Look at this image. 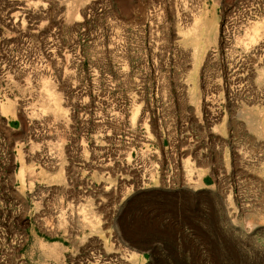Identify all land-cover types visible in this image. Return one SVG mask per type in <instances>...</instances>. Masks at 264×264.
<instances>
[{"label": "rangeland", "instance_id": "374dc122", "mask_svg": "<svg viewBox=\"0 0 264 264\" xmlns=\"http://www.w3.org/2000/svg\"><path fill=\"white\" fill-rule=\"evenodd\" d=\"M248 28L264 0H0V264H264Z\"/></svg>", "mask_w": 264, "mask_h": 264}, {"label": "bare ground", "instance_id": "6f19581e", "mask_svg": "<svg viewBox=\"0 0 264 264\" xmlns=\"http://www.w3.org/2000/svg\"><path fill=\"white\" fill-rule=\"evenodd\" d=\"M249 29V28H248ZM185 39L186 40H188L189 42H191L192 44H195V46H197L198 48H200V45L201 44H199V39H198V36L197 35H194V36H192V34L190 33V32H188V34L186 35V37H185ZM246 40H248L249 42H256V43H258L257 44V52H264V38H263V40L261 39V40H259V39H257L256 37H255V29H253V28H251V29H249V30H247V33H246V38H245ZM198 59V51L196 52V53H194L193 54V59ZM243 78V77H242ZM241 79V78H240ZM57 97H55L54 96V98L52 99L53 101H56V104H57V99H56ZM5 110L7 111V110H9V107H6L5 108ZM211 112V111H210ZM214 112V111H213ZM260 115V114H259ZM213 116V115H212ZM134 118H135V116H134ZM259 119V118H258ZM253 125H255V127H254V129H256L257 131H258V133H259V136H261L262 138H264V121H258V122H256V123H253ZM225 135V134H224ZM46 162H47V160H46ZM189 163L188 162H185V172L187 173L186 175H188V176H191L192 175V173H194V172H192L191 173V169L189 170L188 168H189ZM154 167H156V166H154ZM22 171V170H21ZM136 171V170H135ZM152 172V171H151ZM198 172V174H200L199 176H201V175H203V173H204V170H198L197 171ZM136 174H138L137 172H136ZM151 176V175H150ZM140 177V176H139ZM196 177H198V176H196ZM190 178V177H189ZM190 180V179H189ZM189 180H187L186 179V181H189ZM138 182V181H137ZM194 182V181H193ZM196 182V181H195ZM169 183V182H168ZM106 184V183H105ZM135 184V183H134ZM144 184V183H143ZM177 185V184H176ZM196 185V184H195ZM110 186V185H109ZM137 186V185H136ZM174 186V185H173ZM130 188V187H129ZM105 189V188H104ZM128 193V192H127ZM110 195V194H109ZM95 218V217H94ZM97 218V217H96ZM97 219H94L93 221H91V224H90V226H92V229L94 230L95 229V232H97V221H96ZM90 223V222H89ZM18 236V235H17ZM21 237V236H20ZM20 239H22V238H20ZM18 240V239H17ZM18 242V241H17ZM16 243V242H15ZM131 254V256H136V254L135 253H133V252H131L130 253ZM1 257V256H0ZM3 260V259H2Z\"/></svg>", "mask_w": 264, "mask_h": 264}]
</instances>
